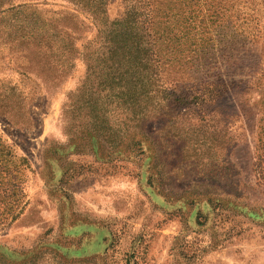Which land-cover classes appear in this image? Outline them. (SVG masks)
Listing matches in <instances>:
<instances>
[{"label":"rangeland","instance_id":"rangeland-1","mask_svg":"<svg viewBox=\"0 0 264 264\" xmlns=\"http://www.w3.org/2000/svg\"><path fill=\"white\" fill-rule=\"evenodd\" d=\"M152 2L177 42L134 107L72 2L0 13V264H264V0Z\"/></svg>","mask_w":264,"mask_h":264},{"label":"trees","instance_id":"trees-1","mask_svg":"<svg viewBox=\"0 0 264 264\" xmlns=\"http://www.w3.org/2000/svg\"><path fill=\"white\" fill-rule=\"evenodd\" d=\"M14 1L16 0H0V13L2 11L4 12V7H11L9 9H13L12 3ZM68 1L90 15L95 22L103 27V52L98 55L101 58L100 63L104 64L105 71L108 74L129 77L131 87L128 89V95L132 107L138 105L139 101H142V105L144 101V105H146L145 101L150 99L147 95L155 94L159 91L148 89L142 92L136 86L142 80L149 85H154L153 83L157 75L159 63L158 56L161 52L159 48L161 45L160 42L171 40L177 42L175 35H173V39L168 38V35L172 31L167 30L169 28L165 25L167 24V20H164L171 17L172 11H163L162 16H157L152 0H122L125 5L123 15L119 19L111 22L108 26L103 19L105 17V0ZM189 8L190 6H188ZM187 14L184 18L185 23L191 25L195 16L190 12ZM213 17L214 15L211 16V18ZM162 20H164V24H162ZM162 25H165V28L161 29ZM69 41L70 38L67 33L60 39V42H62V51L66 52L67 55H69L71 49ZM64 46L65 48H63ZM91 66L94 67L93 65ZM106 83L113 82L111 80ZM144 93L147 95L145 96ZM145 112H147L146 109ZM137 113L138 111L132 109L131 115L134 119ZM148 116L142 113L139 115V119ZM35 258L32 257L30 259ZM30 259L17 264H31L32 260Z\"/></svg>","mask_w":264,"mask_h":264}]
</instances>
